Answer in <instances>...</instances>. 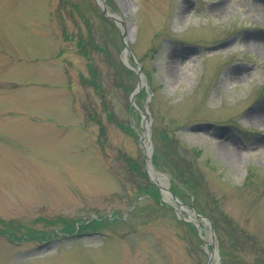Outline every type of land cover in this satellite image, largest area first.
Returning a JSON list of instances; mask_svg holds the SVG:
<instances>
[{"label":"rangeland","instance_id":"obj_1","mask_svg":"<svg viewBox=\"0 0 264 264\" xmlns=\"http://www.w3.org/2000/svg\"><path fill=\"white\" fill-rule=\"evenodd\" d=\"M98 1L0 0V264H264V0Z\"/></svg>","mask_w":264,"mask_h":264},{"label":"bare ground","instance_id":"obj_2","mask_svg":"<svg viewBox=\"0 0 264 264\" xmlns=\"http://www.w3.org/2000/svg\"><path fill=\"white\" fill-rule=\"evenodd\" d=\"M237 1H239V2H241V0H237ZM242 3V2H241ZM250 11L251 12H254V13H258V12H256V11H258V9L257 8H252V9H250ZM253 46H255V47H257V48H261L262 50H264V44H255V45H253ZM253 118V120H255L257 123H260V124H262V123H264V115H262V116H253L252 117ZM146 135H148V131L146 132V134H145V136ZM147 137V136H146ZM216 143L218 144V147L220 148V150H221V153L224 155V156H226V157H228V158H230V159H232V160H235V158H236V156H235V151H236V149H237V146H236V144H234L233 142H232V140H228V139H226L225 137H218L217 139H216ZM144 144H145V149L148 151V153H149V149H150V147H149V143H147V142H144ZM150 171V174H151V178L152 179H156V180H159V175H157L153 170H149ZM163 190H165V188H163ZM164 195H165V198L166 199H168V193L167 192H165L164 193Z\"/></svg>","mask_w":264,"mask_h":264},{"label":"water","instance_id":"obj_3","mask_svg":"<svg viewBox=\"0 0 264 264\" xmlns=\"http://www.w3.org/2000/svg\"><path fill=\"white\" fill-rule=\"evenodd\" d=\"M98 6H99V8L101 9V12H102V14H103L105 17L110 18V19L114 20L115 22L122 23V22L119 20L118 17H116V16L111 15L110 13H108V11H107V9H106V6H105V4H104V2H103V0H100V2L98 3ZM125 48H126V51H129V50L127 49L126 45H125ZM138 68H139V66H138ZM137 74L139 75V72H138V71H137ZM140 86H141V83H140V81H138V84H137V86H136V89H135L134 93L138 92V90L140 89ZM130 104L134 107V109H137V108L135 107V105H134L133 95H132L131 98H130ZM143 119L145 120V118H144V114H143ZM148 127H149V125L145 122V126H144V134H146V132L148 131V129H149ZM147 137H148V136H147ZM146 160L148 161L149 158H146ZM145 169H146V171H149V170H150L149 167H148V165H147V163L145 164ZM158 187H159V186H158ZM159 188H160V187H159ZM172 199L175 200V202L177 203L176 198L172 197ZM201 219H202V218H201ZM196 225H197V224H196ZM211 231H212V235H213V229H212V228H211ZM211 247L213 248V244H212V243H211ZM213 254H214V253H213ZM213 254L210 255L208 264H211V257L213 256Z\"/></svg>","mask_w":264,"mask_h":264},{"label":"trees","instance_id":"obj_4","mask_svg":"<svg viewBox=\"0 0 264 264\" xmlns=\"http://www.w3.org/2000/svg\"><path fill=\"white\" fill-rule=\"evenodd\" d=\"M125 69V71L127 72V73H131L128 69H126V68H124ZM96 87H97V85H96Z\"/></svg>","mask_w":264,"mask_h":264}]
</instances>
